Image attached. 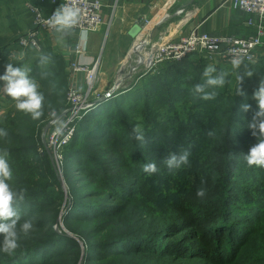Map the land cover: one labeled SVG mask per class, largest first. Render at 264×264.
<instances>
[{"label": "trees", "instance_id": "obj_1", "mask_svg": "<svg viewBox=\"0 0 264 264\" xmlns=\"http://www.w3.org/2000/svg\"><path fill=\"white\" fill-rule=\"evenodd\" d=\"M17 42L18 38L0 37V75L12 53L20 51ZM41 53L50 55L54 63L64 64L63 57L48 48H41L40 53L28 48L26 59ZM26 59L16 66L21 67ZM248 64L254 74L239 82L232 64L212 65L201 53L189 54L180 61L161 64L155 72L139 78L134 86L83 113L67 145L71 150L67 154L66 170L74 194L71 193L72 205L63 220L67 229L84 240L86 264H152L153 261L160 264V259H153L154 255L172 257L197 250L192 242H174L187 229H194L189 232V239L201 241L210 264H234L242 256L253 240L252 235L262 225L260 216L264 215V182H258V174L264 168L249 166L245 159L250 148L261 139L252 135L247 124L258 107L257 102L253 104L249 99L264 76V58ZM207 66L222 69L228 76L223 87L206 88L217 92L215 99L206 101L193 88L204 83ZM243 71L242 68L241 74ZM41 72L49 75L42 78ZM30 75L45 95L44 115L33 120L16 107L0 114V129L8 133L0 137V154H8L13 171L10 185L15 190H25V198L18 205L21 223L31 219L39 238L27 246L22 244L25 249L18 248L11 255L0 251V264H20L38 249L43 251L41 264L54 263L64 255H69V263L75 264L80 256L77 240L57 233L49 225L58 217L59 209L54 205L59 200L51 192L53 171L39 151L40 131L45 121L66 106L69 78L66 69L41 70L38 60ZM239 88L244 95L238 94ZM183 100L190 101L194 109L183 117L189 121L187 126L181 125L178 118L181 114L176 109L179 105L185 107ZM12 101L15 102L0 90L1 106ZM243 103L251 105L249 111L241 110ZM203 105L207 107L205 111ZM204 113L210 116L207 120L202 117ZM172 116L176 119L170 122ZM198 119H204L203 126L193 123ZM136 126L144 131L143 145L134 138ZM209 131L214 135L209 137ZM170 137L178 138L181 145L170 142ZM186 149L190 151L188 164L170 173L162 161L170 153ZM150 162L159 169L152 175L142 171L143 165ZM239 166L247 176L239 172ZM213 185L219 186L220 192H214ZM201 187L206 189L203 198L196 194ZM50 193L53 199L47 198ZM161 199L165 204L161 205ZM168 211L181 213L185 219L180 224L156 226L154 222L159 218L167 221ZM47 212L51 213L50 218H33ZM203 240H206L204 244ZM124 242H143L147 246L111 253L113 247ZM258 252L264 255V241Z\"/></svg>", "mask_w": 264, "mask_h": 264}, {"label": "crops", "instance_id": "obj_2", "mask_svg": "<svg viewBox=\"0 0 264 264\" xmlns=\"http://www.w3.org/2000/svg\"><path fill=\"white\" fill-rule=\"evenodd\" d=\"M101 1L104 5L101 11L103 24L98 30L88 32L86 43L80 42V31L74 29L64 36L56 32L41 34V48H48L56 55L62 56L66 67L71 69L73 62L96 67L100 79L99 87L95 91L96 95L103 96L104 89L113 78L115 79L118 69L134 60L133 44L146 35V32L142 31L144 18L153 23L151 30L154 38L163 36L178 38L193 30L236 37H248L256 32L255 27L247 24L251 16L233 9L226 0ZM29 3L38 4L39 0H0L1 17L15 20L14 23L17 22L16 20L24 23L21 35L32 27L33 16L28 9ZM22 7L25 11L20 13ZM45 7L46 12L52 8L49 2L45 3ZM180 9H184V12L178 13ZM166 14H170L169 18L161 24L157 23ZM139 28L141 31L137 33ZM77 47H81L83 52L77 53ZM139 48L141 47L138 46ZM22 51L23 54L26 52L20 50L16 54L19 55ZM262 58H264V50H259L256 53V61ZM212 65L218 64L212 63ZM74 74L72 78L70 77V83L78 86L80 90L87 87L85 75L80 73L73 76Z\"/></svg>", "mask_w": 264, "mask_h": 264}, {"label": "built area", "instance_id": "obj_3", "mask_svg": "<svg viewBox=\"0 0 264 264\" xmlns=\"http://www.w3.org/2000/svg\"><path fill=\"white\" fill-rule=\"evenodd\" d=\"M233 9L245 12L251 16L247 21L249 26L255 27L256 32L248 37H236L233 35H213L207 32L193 30L187 35L178 38H167L166 36L151 40L149 21L144 18L143 31L146 32L142 40L133 44L132 52L137 54L138 65L153 67L154 69L168 61H180L189 54L201 53L214 64H231L233 57H243L245 63L256 61V53L264 50V0H226ZM52 6L46 12L45 3ZM75 2L81 9V16L78 26L74 30L86 29L87 32L98 30L102 24L103 3L101 0H39L38 4L29 3L28 9L33 16L32 27L18 38L17 45L20 50L28 48L41 49V34L44 32H55L50 29L45 21L60 4ZM184 9L178 10L183 13ZM170 14L164 15L157 23L161 24ZM150 38V39H149ZM138 46L141 48L138 49ZM83 50L77 47V53ZM17 55L16 52L12 56ZM251 58V59H249ZM71 71L76 74L85 75L87 87L83 92L75 84L67 91V104L61 112L49 117L46 128H50L52 139L49 147L55 160L61 158V150L64 149L73 139L77 122L83 116V112L90 109L95 103L86 101L97 82L98 73L96 67L73 62ZM120 78L119 82L122 81ZM119 87V86H118ZM117 87V88H118ZM115 88L110 90V93ZM102 97V96H101ZM60 129L57 132V129ZM48 147V146H47ZM42 149H40L41 151Z\"/></svg>", "mask_w": 264, "mask_h": 264}, {"label": "clouds", "instance_id": "obj_4", "mask_svg": "<svg viewBox=\"0 0 264 264\" xmlns=\"http://www.w3.org/2000/svg\"><path fill=\"white\" fill-rule=\"evenodd\" d=\"M81 9L76 6L75 2L60 4L52 12L51 16L45 21L46 25L61 36L68 35L75 29L80 21ZM79 40L86 43L88 40V32L86 29H81ZM50 55L41 53L38 63L41 67L47 65L50 61ZM251 59V58H249ZM233 69L236 70V76L241 82L245 76L251 77L254 72L249 68V64L245 63L243 57H233L231 60ZM243 68V74L241 69ZM30 69L15 66L8 63L5 66L3 75H0V90L15 101V107L18 111L29 114L33 120H39L44 115L45 95L39 90V85L35 78L30 75ZM49 73L41 72V77H47ZM203 76L206 78L203 84H196L193 92L200 94L203 100H213L217 96L216 91H206V88L216 89L223 87L226 83L228 73L224 70H217L216 67L207 66L204 69ZM190 79V77H189ZM239 95L244 93L239 88ZM253 100L257 102V110L252 116L247 127L252 130L253 136H259V142L252 146L247 155L246 162L249 166H258L264 168V76L261 77L258 87L253 91ZM241 110L247 112L251 105L248 103L241 104ZM55 115V113H53ZM60 129H57L59 132ZM135 140L142 145L145 141V134L141 127L133 128ZM8 135L5 129H0V137ZM209 137L214 133L209 131ZM7 152L0 154V235H2V250L4 253L11 255L18 248V226L19 232L28 234L34 227L31 219L24 220L21 223V214L18 208L20 202L25 198V190H15L10 185L9 181L13 179V171L7 159ZM189 150H184L180 153H170L162 164L167 170L172 173L186 165L189 162ZM142 171L152 175L159 171L157 164L154 162L145 163ZM197 196L203 198L206 195V189L201 187L197 190Z\"/></svg>", "mask_w": 264, "mask_h": 264}, {"label": "rangeland", "instance_id": "obj_5", "mask_svg": "<svg viewBox=\"0 0 264 264\" xmlns=\"http://www.w3.org/2000/svg\"><path fill=\"white\" fill-rule=\"evenodd\" d=\"M24 11H25V8L22 7L20 9V13H23ZM14 21L15 20L5 18V16H2V17L0 16V37L7 38L8 40H11L13 38L14 39L18 38L21 35V33L23 32L24 23H22V21H20V20H16L17 21L16 23H14ZM148 21L150 23L149 28L151 31V40L158 39V38H154V36L152 35L151 24H153V23L151 22V20H148ZM37 51H38V53L41 52V50H37ZM26 55H27L26 52L23 54V51H22L19 55H14V56L9 57L8 63H12L13 65L16 66L19 61H22V60L27 58ZM34 55L35 54H33V56H31V59L30 58L26 59L25 60L26 62L24 61V63H22L21 67L28 68L30 70H34L36 62L39 59V56L36 57ZM133 59L134 60L130 61L129 65L120 67L118 69V73H117L115 79L113 78V80L108 84L107 88L104 89L103 96L107 93H110V90L113 88H115L114 91L111 92V94L113 96L120 93V92H123L124 90L131 87L132 85L134 86L138 82L139 78H141L142 76L147 75V74L151 73L152 71H154V68L150 67V65L149 66L138 65V63H137L138 58H137V54L135 52L133 53ZM40 69L41 70H48V71H61L63 69L64 70L66 69L67 75L69 78V81H68L69 84H68L67 91L72 86V84L70 83V77L72 78V74H74V72L71 71L70 67L65 68L64 64L62 65V64H58V62L54 63V61H49V63L47 65H45L43 67L40 66ZM75 75H76V73L73 76H75ZM122 77H123L122 81L119 82L120 78H122ZM99 81H100V79H99V75H98L97 82L94 85V89L92 90L91 94L86 97L87 102L95 103L97 100H99L100 98L103 97L102 95H100V94L96 95V93H95V91L99 87ZM82 91L83 92L86 91V86L84 87V89ZM249 100L253 104L256 103V101L253 99H249ZM182 103L185 104V107H181V105H179L178 108H176V109L179 110V112L181 114L178 117L179 120H181L180 121L181 125L187 126L189 124V121L183 119V117L188 112H191V110H194V109H192L193 105L191 104L190 101L186 103V101L183 100ZM66 104H67V96H66ZM96 104H94L93 106H96ZM201 108L204 109L203 111H205L207 109V107L205 105H203ZM14 109H15V102H13V101L9 102V104H7V105H2V106L0 105V114L3 115L7 111L14 110ZM85 112L86 111H84L83 113H85ZM202 117L207 120L210 116L208 113H204V115ZM175 119H176V117L172 116V120H170V122L175 120ZM203 120L204 119H198L196 122H193V123L195 125H197V127L203 126ZM48 121H49V119L45 121L46 123H44V125L42 126V130L40 131V140L41 141H39L40 142L39 151H40V149H42L40 151V154L42 155L41 158H43V161L45 163H47L53 171L54 175H52L51 179H50L51 186H52L51 192L53 194H55L56 195L55 198H58V200H59V201L56 200V203L54 205L55 208L58 207V209H59L58 217L56 218V220L52 221V223H50L49 225L57 233H62L64 235H68L70 237L73 236V238H75L77 240L78 246L80 247L78 249V250H80V256L78 257V260L76 261L75 264H86L88 262V254H87L86 245H85L84 240L80 239L77 235H75L69 229H67V227L64 223V220H63L64 214H67L69 208L72 205V195L74 194L72 187H71V182H69V180H68V172L66 170L67 154L71 150V148L66 146L64 149L61 150V158L59 160H55V158L52 155V151L49 147V143L52 139V132L50 131L49 127L46 128ZM170 142H172V143L176 142L179 145H181L180 140L178 138H175V137H170ZM149 146H150V144H149ZM192 148H193V146H192ZM152 157L153 156H151L150 158H152ZM146 158H149V157H146ZM237 169H239V172H241L242 174H244L246 176L248 175L247 173H245L244 169L240 168V166L237 167ZM108 172H110V170H108ZM114 172H116V170L111 171L112 174H114ZM258 175H259V181L258 182L259 183L264 182V171H261ZM255 177H257V176H255ZM251 178H252V176H251ZM213 188H214L213 189L214 192H220L219 186L213 185ZM156 192H158V191H156ZM71 193H72V195H71ZM61 194H62V199H61ZM249 196L252 197L251 194ZM47 198L53 199L54 197L50 193L47 196ZM160 202H161V205L165 204L164 199H161ZM169 210H171V209H169ZM168 214L170 215V217L167 218L166 222H164V220L162 218L161 219L159 218L156 222H154V224L158 227L159 226H165L168 223L180 224L181 221L185 219V217L181 213H177L176 211H170V212L168 211ZM35 216H37V217H35ZM39 216H46V217L50 218L51 213L47 212L43 215H39V214L34 215L33 218L37 219ZM148 220H151V218L148 217ZM259 221L262 222V225L260 226V228H258L254 232V235H252L253 240L249 244V247L246 248L245 251L242 252V254H240L242 256H240V258H238L237 262H235L234 264H264V255L259 254V252H258V249H259L262 241H264V215L260 216ZM107 224L110 225L109 220H108ZM192 230H194V229H187L186 231H184L183 233L178 235L174 239V242L180 241V243H183V244H191V242H192V244L197 245V250H195V251H193V250L184 251L185 249L183 248L181 251H179L180 253L184 251L183 254H181V255H174L172 257H155V255H154L153 259L154 260L160 259V264H210L207 262L208 257L204 256V254H203L204 246L201 245V241L199 239H196L194 241H192V239H189L191 236L189 234V232H191ZM198 230H200V229L198 228ZM18 234H19V239H18V245L19 246H18V248H20V249L24 248L22 244L27 246L31 243L30 241H32L34 239L36 240L39 238V233L35 229H32L28 234H24L23 232H19V226H18ZM2 240H3V237L1 236L0 237V248H2ZM206 240H203L204 241L203 244L206 242ZM168 242H171V241H168ZM209 245L211 246L212 243ZM145 246H147V245L143 244V242H124V243H120V244L116 245V247H113L111 249V253L117 252L119 250H124V251L135 250V249H139V248H142ZM177 246H175V247H177ZM179 248H182V247H179ZM0 251H2V250H0ZM42 252L43 251H40V249L34 251L33 253L29 254L27 257L22 259L20 261L21 262L20 264H41L44 260L42 254H41ZM109 254H110V251H109ZM185 255H187L189 257H186ZM1 259L2 258H0V261H1ZM70 259H71V257L69 255H67V256L64 255V256L60 257L57 261H55L54 263H51V264H70L69 263ZM153 262H152V264H153Z\"/></svg>", "mask_w": 264, "mask_h": 264}, {"label": "water", "instance_id": "obj_6", "mask_svg": "<svg viewBox=\"0 0 264 264\" xmlns=\"http://www.w3.org/2000/svg\"><path fill=\"white\" fill-rule=\"evenodd\" d=\"M140 31H141V28H139V29L137 30V33H140ZM111 96H112L111 93H107V94H105L102 98H100L99 100H97V101L95 102V104L98 103V102H100V101H102V100L108 99V98H110ZM72 237H73V236H72Z\"/></svg>", "mask_w": 264, "mask_h": 264}]
</instances>
